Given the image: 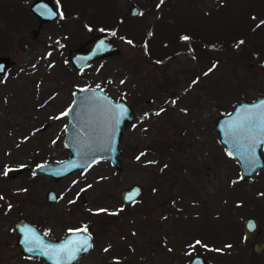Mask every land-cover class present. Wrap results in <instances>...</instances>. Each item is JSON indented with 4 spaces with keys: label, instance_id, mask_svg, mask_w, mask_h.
Instances as JSON below:
<instances>
[{
    "label": "rangeland",
    "instance_id": "1",
    "mask_svg": "<svg viewBox=\"0 0 264 264\" xmlns=\"http://www.w3.org/2000/svg\"><path fill=\"white\" fill-rule=\"evenodd\" d=\"M31 1L0 0V55L11 64L0 76V264L36 263L20 256L14 222L49 213L52 181L32 167L68 155L64 109L82 86L125 98L135 117L119 169L102 159L55 187L54 212L77 191L83 208L113 211L111 253L98 258L97 250L80 264H187L194 254L209 264H264L242 227L254 216L258 239L264 232V169L240 178L214 127L239 99L264 93V0H52L59 15L36 34ZM96 32L109 33L120 52L77 69L67 50ZM9 167L22 171L12 176ZM132 183L143 195L124 207L119 191Z\"/></svg>",
    "mask_w": 264,
    "mask_h": 264
},
{
    "label": "water",
    "instance_id": "2",
    "mask_svg": "<svg viewBox=\"0 0 264 264\" xmlns=\"http://www.w3.org/2000/svg\"><path fill=\"white\" fill-rule=\"evenodd\" d=\"M30 10L40 21L53 20L58 11L51 0H33ZM139 7L132 3L128 14L136 15ZM41 24V23H39ZM37 26L33 28L37 33ZM120 52L119 47L105 32H97L68 50V57L76 68H83L95 59ZM10 66V59L0 55V76ZM73 98L66 108L67 123L64 127L63 144L69 154L54 161L40 162L32 167L35 173L53 176L55 179L85 170L100 159H107L116 168L121 167L119 143L129 122L134 118V110L123 98L114 99L99 86H82L73 91ZM214 127L218 140L225 152L239 165L242 179H250L264 169V93L253 99L241 98L235 102L228 113L215 117ZM21 167H9V175L15 176ZM52 193L47 192V196ZM143 190L133 184L120 191L125 203L129 204L142 195ZM18 232L17 244L28 256H44L45 264H77L78 259L90 250L91 236L79 235L80 231H69L61 239H51L42 234L33 224L24 218H18L14 224ZM244 239L253 243L255 253L264 252V234L261 240L259 221L255 217L242 220ZM187 264H209L207 259L194 254ZM228 264H244V258L238 257Z\"/></svg>",
    "mask_w": 264,
    "mask_h": 264
},
{
    "label": "flooded vegetation",
    "instance_id": "3",
    "mask_svg": "<svg viewBox=\"0 0 264 264\" xmlns=\"http://www.w3.org/2000/svg\"><path fill=\"white\" fill-rule=\"evenodd\" d=\"M32 1L30 2V4L32 3ZM30 4H29V10H30ZM52 4H53V2H52ZM54 7H55V5H54ZM31 13L34 14L32 11H31ZM34 15L38 19V22H37L38 27L42 24V22H45V21H40V18L36 14H34ZM58 15H59V13H58ZM55 19H53V20H55ZM53 20H51V21H53ZM39 23H41V24H39ZM33 28H32L33 34H36V33H34ZM108 35L111 38V35L109 33H108ZM49 44H51V43H49ZM68 50H67V57H68ZM68 59H69V57H68ZM91 63H89L88 65H90ZM71 64L73 65L72 62H71ZM87 66H85V67H87ZM85 67H83V68H85ZM10 68H11V64H10L9 68L7 69L6 73H8ZM83 68H80V69H83ZM77 69H79V68H77ZM73 93L74 92H72V98H73ZM111 97H113V96H111ZM72 98H71V100H72ZM114 99H118V98L116 97ZM123 99H125V98H123ZM71 100H70V102H71ZM125 101H126V99H125ZM70 102H69V104H70ZM128 104L132 107V105L130 103H128ZM66 108L64 109V114L65 115H66V113H65ZM134 117H135V113H134ZM131 122H129L127 124V126L125 128V131L128 129V127H130ZM66 123H67V115H66ZM125 131H124V133H125ZM63 137H64V135H63ZM121 138H122V136H121ZM62 143H63V138H62ZM120 144H121V140H120L119 146H120ZM64 147L67 149L68 154H69V149L65 145H64ZM63 157H65V156H63ZM103 159H105V158H103ZM100 160H102V159H100ZM100 160H98V161H100ZM105 160H107V159H105ZM98 161H96V162H98ZM95 163H93L92 165H94ZM92 165H90V166H92ZM121 166H122V164H121ZM83 171L84 170H82V171L81 170H76L73 173L66 174L65 176L59 177L57 179H55L53 176L48 175V174L35 173L34 172V174L46 175V176L49 177L50 181H52V184L48 187V189H46V191L44 193L45 204L43 206L46 208V211L49 210V213L48 214H44L45 216L44 215H40V216L36 215L33 220L24 218L27 221H29L31 224H33L35 226V228H37L46 237L51 238V239H55V240L63 238L69 231H80L79 235H81V236H86V233H88L91 236L90 250H89L88 253L83 254L82 256L79 257L77 264H80L81 261L86 259V258H90V256L94 252H97V250L99 251V253L97 254L98 258H100V257H102L104 255H108L109 256V254L111 253L110 250L112 248V243H111V247H110V245H109L110 243L107 242V237H108L107 235H108V233L110 234V229L108 230V227L109 228L111 227L110 218L111 217L113 218V216H112L113 215V211H110L108 209L109 212L107 214L104 213L103 215H100L102 212L106 211V206H98L97 207V204H96L95 205V209L91 210L90 209V204L88 203L87 209L83 208L82 206H84V203H85L84 193H82V191H77L75 196L73 197V199H71V203H70L71 205L70 206H65V208L63 210V213L54 212L53 211V206L56 205L59 202V200L61 199V197L59 196V192L55 189L56 185H58L61 180L64 181V179L66 177L75 175L77 173L78 174H84ZM80 180H81V177H78L73 182H70L71 186L67 189L68 191H66V194H71L74 191L73 187L76 186L77 184H79ZM133 184H137V183H132L131 185H133ZM130 186H128V187H130ZM123 189H125V188H123ZM123 189H121V190H123ZM49 190H51L52 193L49 196H47V192ZM142 190H143V188H142ZM120 191H119V194H120ZM63 194H64V192H63ZM142 195H143V193H142ZM120 197H121V195H120ZM121 199H122V197H121ZM137 199L133 200L132 202H130L127 205H125V203H124V201L122 199L123 206L124 207H128V205L133 204V202H135ZM76 212H80L82 215L81 216H70V215H72V214H74ZM86 215H87V218H86ZM89 216H91L92 218H89ZM249 217H254V216H249ZM19 218H23V217H19ZM53 220H54V222H53ZM14 224H15V222H14ZM259 224H260V222H259ZM13 230L15 232L16 246H17V249H18V252H19L20 256L23 257L24 259H30V260L36 261L35 264H45L44 256H41V255L28 256V255L24 254L23 252H21V250H20V248H19V246L17 244L18 232H17V230L15 229L14 226H13ZM261 230H262V227H261ZM261 232L259 233V235L261 234ZM263 234H264V232H263ZM263 234H262L260 239H258V237H259V235H258L257 236V240H261L262 237H263ZM103 236H105V239L103 238ZM96 244H98V247H97ZM95 245H96V247H95Z\"/></svg>",
    "mask_w": 264,
    "mask_h": 264
},
{
    "label": "trees",
    "instance_id": "4",
    "mask_svg": "<svg viewBox=\"0 0 264 264\" xmlns=\"http://www.w3.org/2000/svg\"><path fill=\"white\" fill-rule=\"evenodd\" d=\"M24 16H25V11H24ZM14 19H16V17H14ZM23 19H24V17L22 16L21 18H20V22H22L23 21ZM19 19L17 20L16 19V22L18 23V26H19ZM1 205V204H0ZM3 207H6V205L5 206H3Z\"/></svg>",
    "mask_w": 264,
    "mask_h": 264
},
{
    "label": "snow or ice",
    "instance_id": "5",
    "mask_svg": "<svg viewBox=\"0 0 264 264\" xmlns=\"http://www.w3.org/2000/svg\"><path fill=\"white\" fill-rule=\"evenodd\" d=\"M184 39H188V37H184Z\"/></svg>",
    "mask_w": 264,
    "mask_h": 264
}]
</instances>
